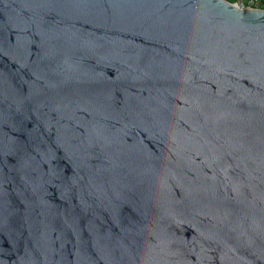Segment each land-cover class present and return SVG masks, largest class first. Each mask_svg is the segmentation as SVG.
Here are the masks:
<instances>
[{
  "label": "water",
  "instance_id": "water-1",
  "mask_svg": "<svg viewBox=\"0 0 264 264\" xmlns=\"http://www.w3.org/2000/svg\"><path fill=\"white\" fill-rule=\"evenodd\" d=\"M0 264H264V9L0 0Z\"/></svg>",
  "mask_w": 264,
  "mask_h": 264
},
{
  "label": "built area",
  "instance_id": "built-area-1",
  "mask_svg": "<svg viewBox=\"0 0 264 264\" xmlns=\"http://www.w3.org/2000/svg\"><path fill=\"white\" fill-rule=\"evenodd\" d=\"M262 0H245V6L250 9H261L259 7Z\"/></svg>",
  "mask_w": 264,
  "mask_h": 264
},
{
  "label": "trees",
  "instance_id": "trees-1",
  "mask_svg": "<svg viewBox=\"0 0 264 264\" xmlns=\"http://www.w3.org/2000/svg\"><path fill=\"white\" fill-rule=\"evenodd\" d=\"M226 1L231 2V3H234V2H236L237 0H226ZM243 3L245 4V0H243ZM259 7H260L261 9H264V0H262V1L260 2Z\"/></svg>",
  "mask_w": 264,
  "mask_h": 264
}]
</instances>
